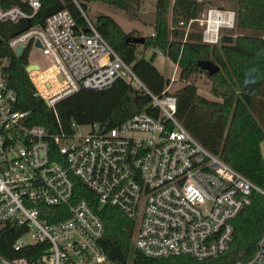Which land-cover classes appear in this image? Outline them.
<instances>
[{"label": "built area", "instance_id": "1", "mask_svg": "<svg viewBox=\"0 0 264 264\" xmlns=\"http://www.w3.org/2000/svg\"><path fill=\"white\" fill-rule=\"evenodd\" d=\"M5 1L0 24L28 20L39 8L38 0H15L28 14L18 5L2 6ZM79 12L83 29L61 9L43 26L7 40L14 56L18 47L20 55L27 49V66H37L27 73L33 97L53 110L79 90L101 91L120 81L146 95L157 116L141 112L111 128L71 123L67 131L49 133L14 110L8 60L0 57V231L15 226L20 234L11 251L28 255L0 256V264H114L99 246L103 227L97 214L76 198L78 184L99 206L135 222L132 249L144 257L204 261L225 253L235 219L252 194L264 198V190L197 143L175 119V98L167 89L152 95ZM192 22L200 28V42L215 45L221 30L233 29L234 12L205 10L186 30ZM144 53L136 57L147 60ZM235 264H264V226L253 253Z\"/></svg>", "mask_w": 264, "mask_h": 264}, {"label": "trees", "instance_id": "2", "mask_svg": "<svg viewBox=\"0 0 264 264\" xmlns=\"http://www.w3.org/2000/svg\"><path fill=\"white\" fill-rule=\"evenodd\" d=\"M39 8L28 20L17 24H0V57L8 60L6 83L14 92V110L26 112L27 123L43 127L49 133L59 129L67 131L71 123L97 124L111 128L133 115L144 112L153 117L157 110L150 106L146 95L133 91L117 81L113 88L92 91L79 90L57 102L52 110L41 99L33 97L25 68L27 49L19 56L7 48L9 38L32 26H43L47 16L57 11L56 2L74 20L78 29L85 27L79 10H87L85 4L102 2L114 8L130 7L131 0H38ZM18 5L30 14V10L15 0H6L4 7ZM202 2L196 0H155L156 22L152 36L144 38L142 49H157L178 68V79L186 85L171 93L175 98L177 122L205 150L241 174L254 186L264 190V0H234V30L239 33L222 36L215 45L200 42V28L192 22L181 42L190 20L202 13ZM124 7V10H125ZM126 12V11H125ZM98 34L112 48L154 96H159L168 86L152 65L155 54L148 59L136 57L137 45L126 41L133 37L124 33L108 16L95 15L89 20ZM182 23V26H178ZM176 27L183 31H176ZM232 30V29H231ZM229 31V30H228ZM255 31L258 36L242 34ZM185 33V32H184ZM200 62H211L218 72L208 76L199 67ZM201 73L206 76L210 94L218 101L206 100L196 93L188 79ZM77 199H85L97 214L103 233L99 241L106 257L114 264H235L246 260L254 251L264 226V198L252 194L251 204L234 221L233 240L228 250L213 259L195 261L189 257L147 258L134 252L132 236L135 222L108 206H99L94 195L78 184ZM15 226L7 225L0 231V256L28 257L26 252L14 254L11 245L19 235Z\"/></svg>", "mask_w": 264, "mask_h": 264}, {"label": "rangeland", "instance_id": "3", "mask_svg": "<svg viewBox=\"0 0 264 264\" xmlns=\"http://www.w3.org/2000/svg\"><path fill=\"white\" fill-rule=\"evenodd\" d=\"M196 1L202 2L205 4L202 12L208 9L231 11L232 6L234 5V0H196ZM131 3L134 5L133 6L134 11L138 13L154 11L155 0H131ZM85 6L87 10L84 12V14L88 20H93L95 15L103 14V15L110 17L124 33L132 34L133 37H144L145 38L147 36H150L152 33V26L146 27V26L141 25L139 22L132 20L124 10L125 6L119 9V8H114L113 6L108 5L106 3H102V2H90V3H86ZM172 29L178 32L183 31L176 27H173ZM186 32L187 30L183 31V35L181 38H177V39L170 38V40L175 41L177 43L178 42L182 43L185 40ZM238 33L239 32L234 30V28L229 31L221 30L219 33L218 39L222 37L223 35L224 36L231 35L232 37H234ZM242 34L258 36V33L255 31H246V32H242ZM148 49H151V48H147L145 50V49H142L140 46H138L136 51L144 52L145 50L144 55H145V58H147L148 60L152 56V54L149 53ZM36 55H37L36 52L33 51L30 54V58L33 59L34 57H36ZM152 65L159 71L160 75L164 79L168 80L169 83H168V86L165 87V89H167V92L169 94L177 91L178 89L186 85L185 82H182L178 79V73H179L178 68L175 66V64L171 63L169 58H167L166 55H164L163 53H162V56L154 55ZM169 79H172V82H170ZM188 83H191L195 86L196 93L198 96L206 100H209V101H215V102L218 101L217 98L213 97L210 94L209 92L210 83L204 74L196 73L192 75L188 79ZM86 130H87L86 128L81 129V131L83 132H85ZM261 152H262V156L264 159L263 145L261 146Z\"/></svg>", "mask_w": 264, "mask_h": 264}, {"label": "water", "instance_id": "4", "mask_svg": "<svg viewBox=\"0 0 264 264\" xmlns=\"http://www.w3.org/2000/svg\"><path fill=\"white\" fill-rule=\"evenodd\" d=\"M56 8H57V10L62 9L59 2H56ZM125 11L132 20L139 22L143 26L151 27L156 22V14L154 11L138 13V12L130 9L129 7H125ZM126 41L131 42L133 45L142 46L144 43V37H132L131 39H127ZM0 43H1V41H0ZM34 47L40 48V45L38 44L37 41L34 43ZM21 50H22V48L18 47L14 52L15 55L19 56L21 53ZM198 65H199L200 69L202 71H204L208 76L217 73L219 70L218 67L215 66L214 64H212L211 62H200ZM36 69H37L36 65H28L25 68V72L28 73L31 70H36ZM114 86H115V83H113L111 85V88H113Z\"/></svg>", "mask_w": 264, "mask_h": 264}, {"label": "crops", "instance_id": "5", "mask_svg": "<svg viewBox=\"0 0 264 264\" xmlns=\"http://www.w3.org/2000/svg\"><path fill=\"white\" fill-rule=\"evenodd\" d=\"M144 52H145V50H144ZM144 52H136V53H144ZM158 71V70H157ZM159 72V71H158Z\"/></svg>", "mask_w": 264, "mask_h": 264}]
</instances>
